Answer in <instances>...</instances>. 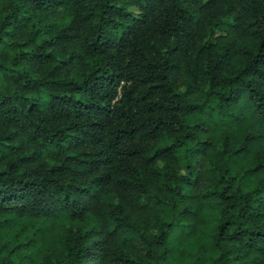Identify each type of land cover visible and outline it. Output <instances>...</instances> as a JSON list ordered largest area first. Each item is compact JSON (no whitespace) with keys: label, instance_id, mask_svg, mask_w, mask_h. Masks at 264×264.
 I'll list each match as a JSON object with an SVG mask.
<instances>
[{"label":"trees","instance_id":"trees-1","mask_svg":"<svg viewBox=\"0 0 264 264\" xmlns=\"http://www.w3.org/2000/svg\"><path fill=\"white\" fill-rule=\"evenodd\" d=\"M0 264H264V0H0Z\"/></svg>","mask_w":264,"mask_h":264}]
</instances>
